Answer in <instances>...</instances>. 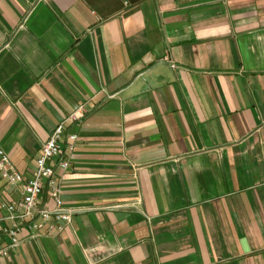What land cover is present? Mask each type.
I'll use <instances>...</instances> for the list:
<instances>
[{"label":"crops","instance_id":"obj_1","mask_svg":"<svg viewBox=\"0 0 264 264\" xmlns=\"http://www.w3.org/2000/svg\"><path fill=\"white\" fill-rule=\"evenodd\" d=\"M79 105L54 167L70 221L23 222L0 264H264V0H0L15 171Z\"/></svg>","mask_w":264,"mask_h":264},{"label":"built area","instance_id":"obj_2","mask_svg":"<svg viewBox=\"0 0 264 264\" xmlns=\"http://www.w3.org/2000/svg\"><path fill=\"white\" fill-rule=\"evenodd\" d=\"M82 113L83 106L79 105L54 127L34 159V170L29 178H24L15 171L7 154L0 149V181L10 186H18L21 191L20 210H17L14 203H0V259L6 257L8 251L18 245L17 233L23 222L30 223L32 230L37 228L34 224L35 219L42 222L69 223L70 213L61 206L60 189L54 178V167L66 170L67 163L60 158L59 140L63 137L67 124L76 122ZM66 138L70 142L76 139L75 135L71 134H67ZM55 159L57 160L54 163ZM44 189L52 203L50 209L38 207V197ZM49 229L52 230L53 227L50 225ZM4 238L7 240L6 244H3Z\"/></svg>","mask_w":264,"mask_h":264}]
</instances>
